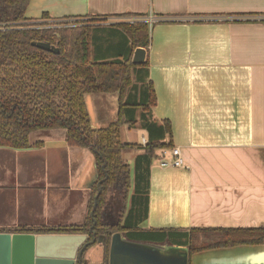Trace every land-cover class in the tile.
<instances>
[{"label":"crops","instance_id":"0c3cea01","mask_svg":"<svg viewBox=\"0 0 264 264\" xmlns=\"http://www.w3.org/2000/svg\"><path fill=\"white\" fill-rule=\"evenodd\" d=\"M43 13L92 24L90 55L101 61L132 59L135 49L116 21L129 14L169 17L149 26L146 66L137 64L132 74L130 100L140 102L151 81L155 104L129 108L134 124L119 132L132 145L121 154L131 177L127 208L132 196L146 200L140 228L264 226V0H30L24 16L43 23ZM209 15L217 17L193 19ZM84 100L92 127L116 119V94ZM158 136L180 149L185 168L161 167L163 151L170 159L166 149H156L148 163L142 158L145 144ZM30 137V145H41L0 147V232L82 224L97 178L93 153L69 146L62 129ZM92 252L87 248V261ZM190 263L264 264V243L197 251Z\"/></svg>","mask_w":264,"mask_h":264},{"label":"trees","instance_id":"16d2710c","mask_svg":"<svg viewBox=\"0 0 264 264\" xmlns=\"http://www.w3.org/2000/svg\"><path fill=\"white\" fill-rule=\"evenodd\" d=\"M29 2L0 0V147H39L41 142L30 145L31 133L62 129L69 146L91 150L97 178L90 189L87 215L82 224L18 226L6 231L87 234L88 247L101 245V264H108L110 238L115 232L122 233L130 241L186 246L189 249L188 264H191L190 255L197 251L264 243V226L191 228L187 232L139 227L146 212V200L132 196L127 208L131 177L129 165L121 154L132 145L122 143L119 132L124 124H134L133 115L128 113L129 108L139 106L143 110H150L153 107L155 94L152 83L148 81V91L142 92L140 102H132L129 97L135 83L132 74L138 65L131 62V56L113 61L91 59L92 24L87 21L76 23V26L53 28L42 22L29 21L24 16ZM126 16L140 18L146 15ZM226 16L237 20L242 15ZM196 17L217 16H193V19ZM41 19L51 20L46 13L42 14ZM113 25L126 34L132 49H146L149 46V26L146 22L133 20ZM32 41L48 42L58 47L59 52L54 54L36 48L31 45ZM141 66H146V63ZM97 93L117 95L116 119L103 128L92 127L84 100L85 95ZM148 130L152 134L150 126ZM164 133L169 136L168 126ZM171 147L169 141H161L158 136L145 144L142 158L148 163L155 157L156 149L168 150ZM134 190H139L138 184ZM110 196L120 201L119 214L113 223L106 221ZM95 197L96 206L90 215ZM197 234L206 237L205 240L196 242ZM177 239H185V242L181 243Z\"/></svg>","mask_w":264,"mask_h":264},{"label":"water","instance_id":"95a60500","mask_svg":"<svg viewBox=\"0 0 264 264\" xmlns=\"http://www.w3.org/2000/svg\"><path fill=\"white\" fill-rule=\"evenodd\" d=\"M31 45L54 54L59 52L58 47L48 42L32 41ZM145 53L144 48H135L131 62L142 64ZM95 206L96 197L90 215ZM87 238V234L81 233L0 232V264H81L88 248ZM188 263L189 249L186 246L130 241L120 232L111 235L108 264Z\"/></svg>","mask_w":264,"mask_h":264},{"label":"built area","instance_id":"2783aa9c","mask_svg":"<svg viewBox=\"0 0 264 264\" xmlns=\"http://www.w3.org/2000/svg\"><path fill=\"white\" fill-rule=\"evenodd\" d=\"M168 18L169 17H166V16H152V15H146L145 17H140V18L126 16V18H122V20L116 21V23L131 22L133 20H141V21L146 22L148 26H151L153 23H156V22L167 21ZM76 20L78 19H70V20L68 19L65 22L75 23ZM164 153L165 151H163L162 158L160 159V162H159L161 167L185 168L182 155H181V151L178 147H171L170 149H168V153L170 155V159L168 160L164 159Z\"/></svg>","mask_w":264,"mask_h":264},{"label":"rangeland","instance_id":"374dc122","mask_svg":"<svg viewBox=\"0 0 264 264\" xmlns=\"http://www.w3.org/2000/svg\"><path fill=\"white\" fill-rule=\"evenodd\" d=\"M85 22H87V20H76L75 23H68L65 21L60 22V21L47 20L43 23L46 24L47 27H53V28L58 27L59 28V27H67L69 25L76 26V23L79 24V23H85ZM31 139L32 138L30 137L29 141ZM119 207H120L119 199H115L114 196H110L109 197V210H108L109 212L106 216V221L108 223H113L114 221H116L117 216L119 214ZM195 237H197V235ZM196 242H199V240H197ZM95 245H97V244H95ZM90 248H91V252H92V250H93V252L90 255L91 257H90V260H88V262H89V264H96L98 258H100V251L94 245L88 247V249H90Z\"/></svg>","mask_w":264,"mask_h":264},{"label":"flooded vegetation","instance_id":"af4514ba","mask_svg":"<svg viewBox=\"0 0 264 264\" xmlns=\"http://www.w3.org/2000/svg\"><path fill=\"white\" fill-rule=\"evenodd\" d=\"M95 247L97 246V247H101V245L100 244H97V245H94ZM94 248V247H93ZM102 249V248H101ZM101 262H102V257L100 258V262H99V264H101ZM89 262L84 258V256H83V259H82V263L81 264H88Z\"/></svg>","mask_w":264,"mask_h":264}]
</instances>
